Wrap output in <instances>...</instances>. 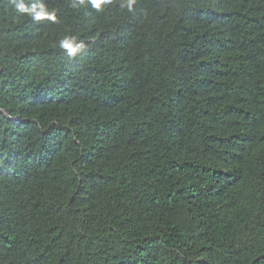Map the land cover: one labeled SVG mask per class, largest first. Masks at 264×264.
<instances>
[{
  "label": "trees",
  "instance_id": "trees-1",
  "mask_svg": "<svg viewBox=\"0 0 264 264\" xmlns=\"http://www.w3.org/2000/svg\"><path fill=\"white\" fill-rule=\"evenodd\" d=\"M0 264H264V0H0Z\"/></svg>",
  "mask_w": 264,
  "mask_h": 264
},
{
  "label": "clouds",
  "instance_id": "clouds-1",
  "mask_svg": "<svg viewBox=\"0 0 264 264\" xmlns=\"http://www.w3.org/2000/svg\"><path fill=\"white\" fill-rule=\"evenodd\" d=\"M17 7H22V5H17Z\"/></svg>",
  "mask_w": 264,
  "mask_h": 264
}]
</instances>
